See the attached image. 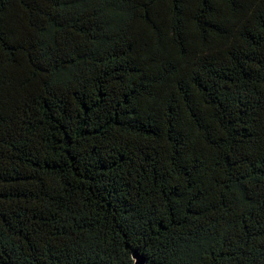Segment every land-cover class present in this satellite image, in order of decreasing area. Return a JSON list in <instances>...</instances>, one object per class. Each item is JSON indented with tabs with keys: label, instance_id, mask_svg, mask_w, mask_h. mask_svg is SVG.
<instances>
[{
	"label": "trees",
	"instance_id": "obj_1",
	"mask_svg": "<svg viewBox=\"0 0 264 264\" xmlns=\"http://www.w3.org/2000/svg\"><path fill=\"white\" fill-rule=\"evenodd\" d=\"M264 264V0H0V264Z\"/></svg>",
	"mask_w": 264,
	"mask_h": 264
},
{
	"label": "water",
	"instance_id": "obj_2",
	"mask_svg": "<svg viewBox=\"0 0 264 264\" xmlns=\"http://www.w3.org/2000/svg\"><path fill=\"white\" fill-rule=\"evenodd\" d=\"M131 256L133 259L132 264H145V258L140 255L137 251H133Z\"/></svg>",
	"mask_w": 264,
	"mask_h": 264
}]
</instances>
